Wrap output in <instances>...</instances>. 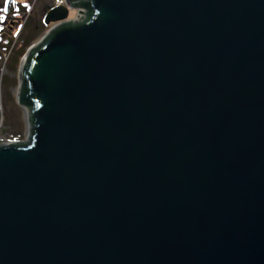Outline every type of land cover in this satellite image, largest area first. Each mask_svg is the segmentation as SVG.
<instances>
[{
  "label": "water",
  "instance_id": "95a60500",
  "mask_svg": "<svg viewBox=\"0 0 264 264\" xmlns=\"http://www.w3.org/2000/svg\"><path fill=\"white\" fill-rule=\"evenodd\" d=\"M44 23L28 140L0 144V264H264V0H66Z\"/></svg>",
  "mask_w": 264,
  "mask_h": 264
},
{
  "label": "rangeland",
  "instance_id": "374dc122",
  "mask_svg": "<svg viewBox=\"0 0 264 264\" xmlns=\"http://www.w3.org/2000/svg\"><path fill=\"white\" fill-rule=\"evenodd\" d=\"M64 3L65 0H16L15 5L11 2L7 14L0 11V15L6 16L5 20L0 21V144L28 140V110L17 100L21 61L29 48L37 45L55 25L44 23V14L48 8ZM4 4L5 0H0V9ZM87 12L84 8L83 17ZM71 15H77V10H71ZM8 28L11 30L8 31ZM32 30L38 36L17 62L18 52L23 46L22 37Z\"/></svg>",
  "mask_w": 264,
  "mask_h": 264
},
{
  "label": "trees",
  "instance_id": "16d2710c",
  "mask_svg": "<svg viewBox=\"0 0 264 264\" xmlns=\"http://www.w3.org/2000/svg\"><path fill=\"white\" fill-rule=\"evenodd\" d=\"M18 4L20 5V2H18ZM26 8L28 9V7H26ZM50 8H51V7H50ZM50 8H48V10H49ZM46 12H47V11H46ZM42 23H43V22H42ZM7 30L10 31L11 29L8 28ZM35 33H36L35 30H32V31L27 32L26 34L23 35V37H22L23 46H22L21 50L18 52V55H17V62L20 60L21 55H22L23 53L25 54L27 47H29V46L32 44L34 38H36V37L38 36V35L35 34ZM24 143H25V142H19V143H13V144H16V145H24Z\"/></svg>",
  "mask_w": 264,
  "mask_h": 264
},
{
  "label": "snow or ice",
  "instance_id": "6c2138e0",
  "mask_svg": "<svg viewBox=\"0 0 264 264\" xmlns=\"http://www.w3.org/2000/svg\"><path fill=\"white\" fill-rule=\"evenodd\" d=\"M16 0H12V5H15ZM27 7V5H25ZM4 14H7L9 12V6H8V0H5V4L2 9H0ZM6 19L5 15H0V21H3ZM2 30V29H0Z\"/></svg>",
  "mask_w": 264,
  "mask_h": 264
},
{
  "label": "built area",
  "instance_id": "2783aa9c",
  "mask_svg": "<svg viewBox=\"0 0 264 264\" xmlns=\"http://www.w3.org/2000/svg\"><path fill=\"white\" fill-rule=\"evenodd\" d=\"M81 17H82V15L79 14V16H75L73 19L79 20V19H81Z\"/></svg>",
  "mask_w": 264,
  "mask_h": 264
},
{
  "label": "clouds",
  "instance_id": "9594fccd",
  "mask_svg": "<svg viewBox=\"0 0 264 264\" xmlns=\"http://www.w3.org/2000/svg\"><path fill=\"white\" fill-rule=\"evenodd\" d=\"M76 15H70V18H74Z\"/></svg>",
  "mask_w": 264,
  "mask_h": 264
},
{
  "label": "flooded vegetation",
  "instance_id": "af4514ba",
  "mask_svg": "<svg viewBox=\"0 0 264 264\" xmlns=\"http://www.w3.org/2000/svg\"><path fill=\"white\" fill-rule=\"evenodd\" d=\"M65 2H66V0H65Z\"/></svg>",
  "mask_w": 264,
  "mask_h": 264
}]
</instances>
